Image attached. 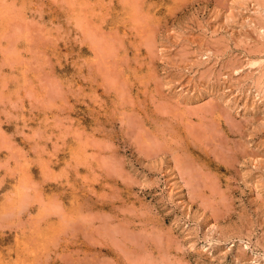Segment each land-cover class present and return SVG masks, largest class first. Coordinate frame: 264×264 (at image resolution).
<instances>
[{"label":"rangeland","instance_id":"374dc122","mask_svg":"<svg viewBox=\"0 0 264 264\" xmlns=\"http://www.w3.org/2000/svg\"><path fill=\"white\" fill-rule=\"evenodd\" d=\"M263 7L0 0V264H264Z\"/></svg>","mask_w":264,"mask_h":264},{"label":"bare ground","instance_id":"6f19581e","mask_svg":"<svg viewBox=\"0 0 264 264\" xmlns=\"http://www.w3.org/2000/svg\"><path fill=\"white\" fill-rule=\"evenodd\" d=\"M261 6H263V5H261ZM264 8V7H263Z\"/></svg>","mask_w":264,"mask_h":264}]
</instances>
